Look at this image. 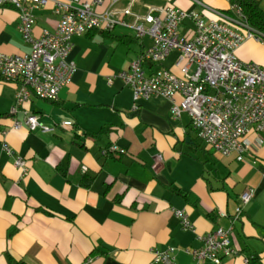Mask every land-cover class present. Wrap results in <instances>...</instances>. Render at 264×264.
Returning a JSON list of instances; mask_svg holds the SVG:
<instances>
[{
  "label": "crops",
  "instance_id": "0c3cea01",
  "mask_svg": "<svg viewBox=\"0 0 264 264\" xmlns=\"http://www.w3.org/2000/svg\"><path fill=\"white\" fill-rule=\"evenodd\" d=\"M145 1L195 9L205 19L217 16L212 8L228 11L231 4ZM55 2L34 8L35 34L55 27L60 16ZM260 3L264 7V0ZM127 6L146 12L132 0H102L95 8ZM125 17L133 21L135 14ZM17 24V8L0 6V48L7 52L28 49ZM192 29L190 19L178 27ZM71 39L69 56L76 70L57 99L31 95L11 111L18 81L0 77V264H161L150 248L170 244L176 246V260L188 264L192 257L185 248L200 246L198 233L219 224L231 225L239 252L218 264H250L246 257L254 252L264 262V130L249 133L242 160L210 149L198 140L186 111L174 117L170 100L162 95L134 99L130 86L115 74L150 41L119 23ZM235 51L239 58L264 64L260 39L248 37ZM168 56L162 64L177 70L175 56L167 62ZM29 112L54 128L13 125L14 118ZM64 119L72 122L61 124ZM103 127L100 135H92ZM113 144L123 150L102 152ZM16 155L27 158L26 174L14 164ZM84 174L92 176L89 185L80 183ZM176 187L195 193L198 202H189ZM246 189L251 196L231 221L222 211L233 215ZM177 207L186 209L194 229L182 225L173 211Z\"/></svg>",
  "mask_w": 264,
  "mask_h": 264
},
{
  "label": "built area",
  "instance_id": "2783aa9c",
  "mask_svg": "<svg viewBox=\"0 0 264 264\" xmlns=\"http://www.w3.org/2000/svg\"><path fill=\"white\" fill-rule=\"evenodd\" d=\"M46 0H0V6H14L18 11V29L27 51L7 52L0 48V77L18 81L15 102L11 111L31 95L57 99L63 85L76 70L69 56L74 34L92 28H111L115 24L131 26L138 38L148 36L151 42L134 57L127 67L117 68L119 75L130 86L133 98L162 95L170 100V111L179 117L186 111L197 136L215 151L234 154L244 159L249 146V133L264 130V64L254 59H242L236 48L248 37L259 39L250 27L242 9L231 3L228 11H216L217 16L205 19L195 9H185L172 3L152 5L145 0H132L146 6L144 14L134 13L130 6L120 10H98L102 0H56L55 10L60 14L55 27L34 33V8ZM115 1V0H113ZM202 2L201 0H198ZM117 12L116 14H114ZM126 14H135L133 21ZM193 22L192 30L180 31L185 20ZM176 50L173 65L162 64L172 50ZM136 108V105L133 106ZM64 119L61 124H70ZM26 123L29 128L40 126L35 113L14 118L13 125ZM258 140L263 137L258 135ZM3 147L12 153L7 140ZM123 150L116 144L102 147V152ZM14 164L22 174L28 171L27 158L16 155ZM86 168V165H83ZM251 196V189L241 193L242 203L234 214L222 211L232 221L242 212L243 202ZM184 227L194 229L185 208H174ZM231 225L219 224L198 233L200 246L186 247L192 262L188 264L220 263L239 250L232 242ZM176 246L151 247L153 259L161 264H180L175 257ZM247 258V257H246Z\"/></svg>",
  "mask_w": 264,
  "mask_h": 264
},
{
  "label": "trees",
  "instance_id": "16d2710c",
  "mask_svg": "<svg viewBox=\"0 0 264 264\" xmlns=\"http://www.w3.org/2000/svg\"><path fill=\"white\" fill-rule=\"evenodd\" d=\"M229 1L233 4L238 5L242 9L248 24L256 32L259 39L264 42V7L261 5L260 0H229ZM103 130L104 127L100 128L97 131H93L92 135L94 136L100 135L103 132ZM91 180H92L91 175L84 174L80 178V183L83 185H89ZM176 190L178 193L183 195V197H185L189 202H192L194 204L198 202V196L192 191H186L183 190L182 188H177V187ZM247 259L250 264H264L258 252H254L253 254L248 255Z\"/></svg>",
  "mask_w": 264,
  "mask_h": 264
},
{
  "label": "rangeland",
  "instance_id": "374dc122",
  "mask_svg": "<svg viewBox=\"0 0 264 264\" xmlns=\"http://www.w3.org/2000/svg\"><path fill=\"white\" fill-rule=\"evenodd\" d=\"M144 38H145L147 41H150V42H151V38H149L148 36H145ZM175 53H176V50L173 49V50L170 52V55H169L168 58H167V62H168L169 60H172V58H174ZM198 140L201 141L203 144H205L208 148L211 149V147H210L209 145H207L204 141H202L201 139H198Z\"/></svg>",
  "mask_w": 264,
  "mask_h": 264
}]
</instances>
